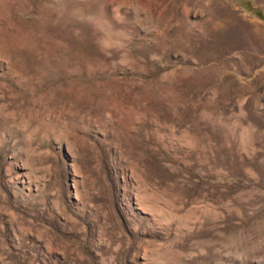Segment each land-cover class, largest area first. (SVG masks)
<instances>
[{"label": "rangeland", "instance_id": "rangeland-1", "mask_svg": "<svg viewBox=\"0 0 264 264\" xmlns=\"http://www.w3.org/2000/svg\"><path fill=\"white\" fill-rule=\"evenodd\" d=\"M0 264H264V0H0Z\"/></svg>", "mask_w": 264, "mask_h": 264}]
</instances>
